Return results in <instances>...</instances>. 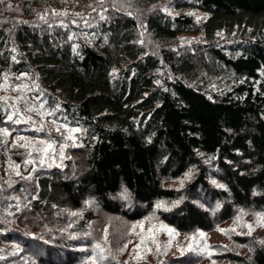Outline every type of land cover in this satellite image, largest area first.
<instances>
[{
  "label": "trees",
  "instance_id": "16d2710c",
  "mask_svg": "<svg viewBox=\"0 0 264 264\" xmlns=\"http://www.w3.org/2000/svg\"><path fill=\"white\" fill-rule=\"evenodd\" d=\"M1 69L32 71L81 132L61 165L0 178V264H128L117 253L153 213L182 232L264 213V0H0ZM232 240L249 255L214 258L264 264V244Z\"/></svg>",
  "mask_w": 264,
  "mask_h": 264
},
{
  "label": "rangeland",
  "instance_id": "374dc122",
  "mask_svg": "<svg viewBox=\"0 0 264 264\" xmlns=\"http://www.w3.org/2000/svg\"><path fill=\"white\" fill-rule=\"evenodd\" d=\"M184 12L193 14L197 19L204 16L202 12L197 10L190 9ZM172 13L177 14L178 12L172 11ZM201 36L202 33H186L181 36V41L190 44L193 41L201 40ZM45 104L42 94L38 91V85L32 71L22 70L16 75V79H10L4 69H1L0 105L6 106L5 117L13 124V129H0V152L4 157L0 161V178L4 181H27L33 176L35 169L38 167L49 168L61 165L66 157L67 147L77 143L80 129L77 126H70L56 119ZM10 116L12 119L8 118ZM68 129H76L77 131L69 132ZM5 132L7 135L4 134ZM69 135L73 138L68 139ZM192 173L193 171L190 170L178 180L165 184L174 188H182L190 182ZM215 184L222 186L217 181H215ZM165 207H167L166 204ZM240 211L232 219L219 225L213 231L182 232L162 221L156 215V219L151 220L148 218L152 215L147 216L136 223L144 222L143 232L137 227L136 233L131 234L127 248L124 247L117 254L120 259L128 264H231L223 261L221 257L214 258V255H217L221 248H223L221 251H227L226 247L249 255V249L246 245L232 240L235 235H247L258 242L264 241V227L257 225L256 213L244 211L246 215L242 217L244 224L253 226L254 230L251 235L248 234L246 227L236 226V217L240 214ZM160 224H164L179 233L172 240L171 246L168 247L170 239L168 234L160 231L155 235V239L160 245L159 249H157L155 243H152L151 239H146V246L151 248V251H146L143 246L140 250L134 251L137 245L140 244L141 236H146L148 229L152 228L153 225L158 228ZM231 228L236 230L228 235H222L220 231H217V229ZM198 232H204L206 240H200L197 237L196 242L193 243L188 239V237L194 236ZM205 243L209 246L207 250L203 247ZM190 244L192 245L191 248L189 247ZM180 249H183V251ZM186 255L189 257L197 256V259L189 258L191 262L186 261L185 258L180 259ZM141 256L143 258L138 259ZM96 264H100L97 259Z\"/></svg>",
  "mask_w": 264,
  "mask_h": 264
},
{
  "label": "snow or ice",
  "instance_id": "6c2138e0",
  "mask_svg": "<svg viewBox=\"0 0 264 264\" xmlns=\"http://www.w3.org/2000/svg\"><path fill=\"white\" fill-rule=\"evenodd\" d=\"M8 118H9V119H12L11 116L8 117ZM68 131H69V132H73V131H77V130H76V129H68ZM4 134L7 135L6 132H5ZM72 138H73V137H72L71 135L68 136V139H72ZM49 147H51V146L49 145ZM182 183H183V182L181 181V184H182ZM213 183H215V181H213ZM122 195L124 196V198H127V196H128L127 189L124 190V192H123ZM155 208H156V209H163V210H165V211L168 210V208L165 207V204H164V202H162V201H161V202H158V203L155 205ZM70 214H71V215H74V216H75V215H78V213H76V212H72V213H70ZM244 215H246V213H245L243 210H241V211H240V214L236 217V221H235L236 226H237V227H246V228L248 229V234L251 235L252 231L254 230V229H253V226L250 225V224H244V223H243V221H242V217H243ZM255 218H256L257 225H258V226H261V227H264V213H256V214H255ZM148 219H149V220H151V219H156V217H155V213H153V215H152L151 217H149ZM137 227H139V228L141 229V232H143V230H144V222H141V223H139V224H133V225H132V229H131V233H130V234H135V233H136V228H137ZM154 230H155V232H154ZM235 230H236L235 228H231V229H217V231H220L222 235H228L230 232H235ZM160 231H163V232H165V233L168 234V236H169V238H170V239H169L168 247L171 246L172 240H174L175 237L179 235V233L175 232L174 229L169 228V227H167V226L164 225V224H160L158 228H157L155 225H153L152 228H149V229H148V232H147V235H146V236H141L140 244L137 245V248L134 249V251H138V250H140L141 247L143 246V247L145 248L146 251L150 252V251H151V248H149V247L146 246V243H145L146 239H151L152 243H155L156 246H157V249H159L160 245H159V243L156 241V239H155V235L158 234V232H160ZM197 237H199L200 240H206V235H205L204 232H198L196 235L191 236V237H188V239L194 243V242H196ZM105 242H107V238H106V236H105ZM129 243H130V241H129ZM260 243L264 244V241H261ZM191 246H192V245L190 244L189 247L191 248ZM124 247L127 248V244H125ZM203 247H204L206 250L209 249V246H208L206 243L203 245ZM95 248H96V249H100L101 251H103V249L101 248V245H100V244H96V245H95ZM180 250L183 251V249H180ZM141 258H143V257H142V256H141V257H138V259H141ZM99 259H100V260H103V259H105V257L101 255V256L99 257ZM91 264H96V257H92Z\"/></svg>",
  "mask_w": 264,
  "mask_h": 264
},
{
  "label": "water",
  "instance_id": "95a60500",
  "mask_svg": "<svg viewBox=\"0 0 264 264\" xmlns=\"http://www.w3.org/2000/svg\"><path fill=\"white\" fill-rule=\"evenodd\" d=\"M5 109H6V106L2 105V110H3L4 113H5Z\"/></svg>",
  "mask_w": 264,
  "mask_h": 264
}]
</instances>
